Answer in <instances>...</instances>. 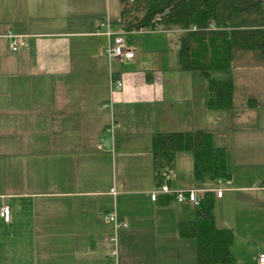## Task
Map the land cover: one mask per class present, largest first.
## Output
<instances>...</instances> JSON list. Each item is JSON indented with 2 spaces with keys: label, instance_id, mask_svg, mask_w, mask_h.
I'll list each match as a JSON object with an SVG mask.
<instances>
[{
  "label": "crops",
  "instance_id": "obj_1",
  "mask_svg": "<svg viewBox=\"0 0 264 264\" xmlns=\"http://www.w3.org/2000/svg\"><path fill=\"white\" fill-rule=\"evenodd\" d=\"M107 16L104 0H0V207L10 210L8 222L0 217V264H196L193 240L175 229L195 206L165 193L150 199L158 187L152 136L189 131L211 134L230 178L195 181L184 151L164 183L212 192L216 226L234 234L233 264H256L264 253L261 96L208 108L206 80L178 66L182 33L147 37L154 45L111 27L134 55L108 59ZM7 32L25 46L13 51ZM232 71L211 76L226 74L218 80L234 86ZM110 77L122 81L112 101ZM111 211L117 228L104 218Z\"/></svg>",
  "mask_w": 264,
  "mask_h": 264
},
{
  "label": "trees",
  "instance_id": "obj_2",
  "mask_svg": "<svg viewBox=\"0 0 264 264\" xmlns=\"http://www.w3.org/2000/svg\"><path fill=\"white\" fill-rule=\"evenodd\" d=\"M120 10L111 27L123 32L149 27L152 30L178 29V66L197 72L206 80V106L230 109L234 86L230 78L214 79L212 72L228 71L246 52L264 60V0H119ZM192 156L195 181L208 174L212 180H227L223 148L213 146L209 132H165L151 139L152 167L158 186L173 167L178 152ZM192 220L175 225L180 238L194 242L196 264H233L230 252L234 234L218 228L212 192H204L194 207Z\"/></svg>",
  "mask_w": 264,
  "mask_h": 264
},
{
  "label": "built area",
  "instance_id": "obj_3",
  "mask_svg": "<svg viewBox=\"0 0 264 264\" xmlns=\"http://www.w3.org/2000/svg\"><path fill=\"white\" fill-rule=\"evenodd\" d=\"M100 27H104L105 31L104 34L108 37L107 44L105 46V53L108 57V59H131L134 55L133 51L129 48H126L123 46V38L121 36V33L114 32L111 28L110 19L107 17L104 18V20L100 23ZM152 30L149 27L140 28L136 30V32H152ZM7 35L11 38L10 42V48L15 51L20 45L25 46L24 42L20 40L19 36L13 35L11 32H7ZM122 87V81L120 79H113L110 77L109 81V91H110V100L112 101V95L114 91L120 89ZM111 101L109 103H106L102 105V107H109L111 108ZM113 128L114 124L110 123L109 125V131L111 133V136L113 135ZM171 177V174L169 172L165 173L164 180L165 182L168 181ZM218 182L220 180H217ZM115 193L114 191H112ZM158 193H165L168 195H171L173 199L178 203H190L194 206H197L200 202V200L203 197V193L197 189H187V190H173L168 187L166 183L158 186L156 189H154L150 193V199L152 201L156 200ZM221 191L216 192V196H220ZM0 217L3 219V221L8 222L10 219V210L9 207L6 205H2L0 207ZM104 218L107 221H110L114 224V228L119 227L122 225L118 219L115 211L108 212L104 215ZM110 241L114 242V237L109 239ZM111 253L114 255L116 253L115 248L113 247L111 250ZM256 264H264V253H259L256 257Z\"/></svg>",
  "mask_w": 264,
  "mask_h": 264
},
{
  "label": "rangeland",
  "instance_id": "obj_4",
  "mask_svg": "<svg viewBox=\"0 0 264 264\" xmlns=\"http://www.w3.org/2000/svg\"><path fill=\"white\" fill-rule=\"evenodd\" d=\"M106 4H107V8H108L111 19L116 20L119 16V10H120L119 0H104V10L106 8ZM158 33H184V31L178 30V29H170V30L157 29L152 32L133 33L130 35V37L133 38V42L135 41L134 39H140L143 37L145 41L147 37H150L152 35L154 36L159 35ZM147 41H152V44L154 45L156 43V41H153L151 39L146 40V42ZM170 42L172 45L173 40H171ZM169 53L170 54L167 55V57H169L170 59H172V57L174 58V55H172V52L169 51ZM155 55L156 54H153L152 56H155ZM146 56L148 55H144V58L147 59ZM232 69H233L232 76L235 82L234 83V94H233L234 105H237V103L238 104L242 103L243 101H246L247 99H252L253 95L258 93L261 96L259 98V101L261 105L260 106L261 111L263 112L264 111V105H263L264 104L263 102L264 101V61L260 59L254 52H246L240 55L234 61ZM220 73L221 72L213 73L212 77L219 79L220 77L223 78L224 75H226V74H222V73L220 74ZM232 125L236 126V120H234ZM204 179L206 183L210 182L208 177Z\"/></svg>",
  "mask_w": 264,
  "mask_h": 264
},
{
  "label": "water",
  "instance_id": "obj_5",
  "mask_svg": "<svg viewBox=\"0 0 264 264\" xmlns=\"http://www.w3.org/2000/svg\"><path fill=\"white\" fill-rule=\"evenodd\" d=\"M106 142V140H104Z\"/></svg>",
  "mask_w": 264,
  "mask_h": 264
}]
</instances>
